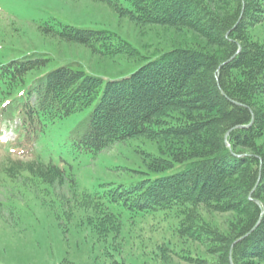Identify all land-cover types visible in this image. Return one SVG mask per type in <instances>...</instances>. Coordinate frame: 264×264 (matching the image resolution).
I'll list each match as a JSON object with an SVG mask.
<instances>
[{
	"label": "trees",
	"instance_id": "1",
	"mask_svg": "<svg viewBox=\"0 0 264 264\" xmlns=\"http://www.w3.org/2000/svg\"><path fill=\"white\" fill-rule=\"evenodd\" d=\"M91 1L173 31V42L148 54L107 27L40 20L43 38L125 61L105 78L51 50L0 59V120L30 139L91 108L74 132L86 152L146 138L157 145L144 154L148 175H161L101 191L41 158L6 173H27L25 185L61 204L67 223L92 234L102 264H160L187 242L214 257L190 256L198 264H264V44L248 37L264 23V0ZM185 33L196 40L177 38ZM203 211L230 214L226 231L203 221ZM141 229L148 235L139 238Z\"/></svg>",
	"mask_w": 264,
	"mask_h": 264
},
{
	"label": "rangeland",
	"instance_id": "2",
	"mask_svg": "<svg viewBox=\"0 0 264 264\" xmlns=\"http://www.w3.org/2000/svg\"><path fill=\"white\" fill-rule=\"evenodd\" d=\"M51 17L79 25L107 27L148 54L154 53L157 47H169L173 42V31L137 25L127 16H118L105 3L91 0H0V47L5 45L0 48V59L8 60L22 52L51 50L58 61L78 62L84 70L105 78L111 75L109 73L119 72L120 68L115 66L118 62L124 63L125 59L99 58L91 55L87 48L43 38L37 24ZM248 37L264 44V23L251 28ZM177 38L196 40L190 33ZM90 111L91 108L81 110L50 123L30 139L21 134L10 120L0 127V264H60L65 258L70 261L68 264H102L100 252H96L100 248L98 246L97 250V245H93L92 234L67 223L61 204L53 201L47 192L35 191L31 184L25 185L30 177L27 173L16 178L8 176L6 168L13 162L24 163L40 158L46 162L53 161L73 173L80 188H98L101 191L119 184L129 187L144 177L161 175H148L144 154H156L157 145L146 138L117 143L95 155L86 152L74 132ZM229 215L201 213L203 221L210 222L221 231H226L225 220ZM147 235L144 229L137 231L139 238ZM183 249L180 254H169L163 261L159 257L158 262L198 264L190 256L214 259L207 249L195 243H184Z\"/></svg>",
	"mask_w": 264,
	"mask_h": 264
},
{
	"label": "water",
	"instance_id": "3",
	"mask_svg": "<svg viewBox=\"0 0 264 264\" xmlns=\"http://www.w3.org/2000/svg\"><path fill=\"white\" fill-rule=\"evenodd\" d=\"M256 203L259 204V201L256 200ZM233 264V263H232Z\"/></svg>",
	"mask_w": 264,
	"mask_h": 264
},
{
	"label": "bare ground",
	"instance_id": "4",
	"mask_svg": "<svg viewBox=\"0 0 264 264\" xmlns=\"http://www.w3.org/2000/svg\"><path fill=\"white\" fill-rule=\"evenodd\" d=\"M260 204V203H259Z\"/></svg>",
	"mask_w": 264,
	"mask_h": 264
}]
</instances>
